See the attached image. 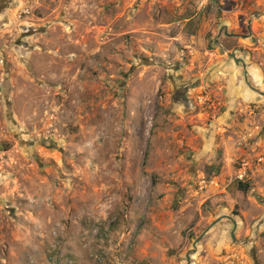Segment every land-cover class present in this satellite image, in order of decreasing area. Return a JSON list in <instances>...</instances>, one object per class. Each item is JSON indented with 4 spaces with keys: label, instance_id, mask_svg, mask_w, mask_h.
I'll return each mask as SVG.
<instances>
[{
    "label": "rangeland",
    "instance_id": "rangeland-1",
    "mask_svg": "<svg viewBox=\"0 0 264 264\" xmlns=\"http://www.w3.org/2000/svg\"><path fill=\"white\" fill-rule=\"evenodd\" d=\"M150 2L0 0V264H255L242 245L229 252L225 225L262 212L248 203L264 205V107L238 110L240 128L220 120L226 90H210L217 115L185 104L173 86L182 63L147 41L150 15L171 21L177 7ZM248 15L253 43L219 48L213 35L207 50L253 65L264 87V4Z\"/></svg>",
    "mask_w": 264,
    "mask_h": 264
},
{
    "label": "crops",
    "instance_id": "crops-1",
    "mask_svg": "<svg viewBox=\"0 0 264 264\" xmlns=\"http://www.w3.org/2000/svg\"><path fill=\"white\" fill-rule=\"evenodd\" d=\"M190 1L172 0L170 7L173 10L177 7L175 9L177 12H175L171 21L164 22L163 18L154 20L150 15L149 20L152 32H147L148 34L150 33L147 39L148 44L161 45L155 51H161L162 47L167 46L162 56L169 54L168 62H172L174 59L176 62L182 63L179 71L180 77L177 78L176 82L174 81L173 86L176 89L182 86L181 89L177 90L178 92L182 91L181 97L186 95L185 104L187 103L188 106L191 104V101H189V98H193L191 97V92L197 90L199 85H202V89H208L207 91L210 93V90L214 91V88L226 90L224 96L225 105L228 108L226 113L220 117V120L229 123L232 121L234 126L237 125L243 128V125L235 123V118L238 117L237 111L243 112L251 104H254L255 108L264 107V87L258 86V84H261V72L246 61L239 60L236 63L232 59L227 62L223 59V56L208 52L209 43L207 38L214 35L217 39H214L213 45H217L219 48L224 47L222 39L225 37L253 43L255 40L253 34L256 32V26H254L256 22L251 21V16L248 13L253 7L256 8L257 5L264 4V0H214V7L221 11V16H216L215 18L208 16L210 17L209 19H206L204 14L200 15L199 11L191 13ZM155 2H161V0H151V6ZM141 10L135 9L133 11L131 16L133 18L132 23H134ZM258 22L264 24V18L258 20ZM222 30L223 32H221ZM165 51L169 53L165 54ZM170 55H173V57ZM215 94L218 95L216 92ZM199 137L200 139L190 144L194 151L199 150L201 147L205 148V143H203L206 139L205 134H201ZM211 146L212 144L209 145L207 150ZM232 148L234 154L237 155L239 149L235 150L234 147ZM211 152L213 153V150ZM199 153L198 155L203 156L207 154L206 150L199 151ZM229 154H224L225 160L230 158ZM226 176V174L221 173L218 179L223 180ZM261 192H264V190L259 189L257 194H264ZM257 200L260 201V198L257 197ZM252 201L254 199H250L248 205L255 210L260 207L262 212L255 217L252 216L251 220L254 219V221H252L251 226L245 225V222L248 223L249 221L243 222L241 220L240 226L239 222L229 220L230 224L225 225V228L229 231V238L232 244L228 248L230 247L229 252L234 254L240 248L239 245H242L244 250L252 255L255 264H264V205L260 206L258 202L254 205ZM245 216L251 217V213H246ZM167 224L169 228L171 225L170 223ZM173 224L179 223L173 222ZM164 225V221H159V227L165 228ZM179 225L182 226V224ZM224 233L228 234V232ZM241 235L246 236V238L240 242L239 238ZM161 242L166 246L163 241ZM223 245L225 244L223 243ZM145 255L147 258L153 256L150 252H146ZM136 256H138V253H136ZM231 257L234 256L231 255ZM186 259L190 260V257Z\"/></svg>",
    "mask_w": 264,
    "mask_h": 264
},
{
    "label": "built area",
    "instance_id": "built-area-1",
    "mask_svg": "<svg viewBox=\"0 0 264 264\" xmlns=\"http://www.w3.org/2000/svg\"><path fill=\"white\" fill-rule=\"evenodd\" d=\"M214 0H197L196 8L199 11H202L208 7L213 5ZM194 102L202 107L203 109L209 110L214 115L220 113L221 110V103L219 99H217L212 93L208 92L207 90H203L200 93L192 96ZM191 101V98H189ZM258 163H262V159L258 160ZM252 171V163L248 158L241 159L237 167L234 170L233 181L237 184H246L250 180V174ZM201 184H205L202 182Z\"/></svg>",
    "mask_w": 264,
    "mask_h": 264
},
{
    "label": "trees",
    "instance_id": "trees-1",
    "mask_svg": "<svg viewBox=\"0 0 264 264\" xmlns=\"http://www.w3.org/2000/svg\"><path fill=\"white\" fill-rule=\"evenodd\" d=\"M212 170H214L215 173H218L219 171V168H212ZM248 189V186L246 184H239V190L242 191V192H245L247 191Z\"/></svg>",
    "mask_w": 264,
    "mask_h": 264
},
{
    "label": "water",
    "instance_id": "water-1",
    "mask_svg": "<svg viewBox=\"0 0 264 264\" xmlns=\"http://www.w3.org/2000/svg\"><path fill=\"white\" fill-rule=\"evenodd\" d=\"M228 56L233 59L236 63H238V60L236 59V55L234 53L228 54Z\"/></svg>",
    "mask_w": 264,
    "mask_h": 264
},
{
    "label": "flooded vegetation",
    "instance_id": "flooded-vegetation-1",
    "mask_svg": "<svg viewBox=\"0 0 264 264\" xmlns=\"http://www.w3.org/2000/svg\"><path fill=\"white\" fill-rule=\"evenodd\" d=\"M182 92V91H181ZM181 92H178V95L181 97L182 96V93Z\"/></svg>",
    "mask_w": 264,
    "mask_h": 264
}]
</instances>
